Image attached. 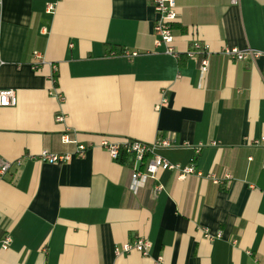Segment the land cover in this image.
Returning a JSON list of instances; mask_svg holds the SVG:
<instances>
[{"label": "crops", "instance_id": "0c3cea01", "mask_svg": "<svg viewBox=\"0 0 264 264\" xmlns=\"http://www.w3.org/2000/svg\"><path fill=\"white\" fill-rule=\"evenodd\" d=\"M176 5L178 58L155 45L151 0H3L0 89L18 101L0 108V163L13 164L0 179V239L12 237L0 264H264V55L222 54L264 51V0ZM194 40L212 53L204 76L187 56ZM104 138L170 140L154 154L202 176L161 170L133 187L134 160L113 159ZM43 151L73 157L45 163ZM139 238L148 256L116 255Z\"/></svg>", "mask_w": 264, "mask_h": 264}, {"label": "built area", "instance_id": "2783aa9c", "mask_svg": "<svg viewBox=\"0 0 264 264\" xmlns=\"http://www.w3.org/2000/svg\"><path fill=\"white\" fill-rule=\"evenodd\" d=\"M3 0H0V5ZM232 5L239 6L240 0H230ZM151 4L156 12L157 21L154 26V36L155 45L157 47L164 46L165 53L171 55L175 58L179 57V52L174 46V29L173 26L178 20L177 5L176 0H151ZM49 8L54 9V5H49ZM210 46L207 43L201 42L199 40H194L191 44L190 49L187 52V56L191 59L196 60L199 63V70L202 76L209 72L210 68V56H211ZM222 54L231 60L236 62L244 61H256L259 57L264 55V51L246 48H226L222 51ZM126 57H136L139 55L138 52L125 51L123 53ZM45 59L40 51L33 52V63L32 68L38 70L39 67L45 64ZM3 65V60L0 53V69ZM54 71H57V66L52 65ZM54 82H56L53 79ZM62 99V95H58ZM17 94L13 89H0V108L15 107L17 105ZM64 141L68 142L69 138L64 137ZM256 144L264 145V138L261 141H256ZM102 146L110 153L111 157L118 160L120 156L121 149H124L126 153L131 154L134 158V165L132 168V185L136 187L139 181H143L147 178L157 179V174L159 171H175L179 174L180 178H186L187 176L197 173L198 176H202L201 173L196 172L193 165L183 167L180 164H174L167 159L154 154V150L158 146L168 147L171 146L170 140H162L155 144H147L136 139L125 138L120 142H111L108 138H104ZM87 148L84 145L78 146L76 155L78 157H84ZM151 156V157H149ZM72 154H55L49 151H43L39 156L40 161L51 164H64L72 159ZM149 158V159H148ZM148 159V160H147ZM19 164V162H18ZM13 164L11 162L0 163V179L7 174L11 169ZM209 178L214 183H222L224 180L217 176L216 174H210ZM225 179H230L231 176L226 175ZM162 187L158 186L157 190H161ZM204 235L210 241H215L222 238V233H213L208 228H204ZM3 249H8L12 237L7 236L4 239H0ZM152 244L149 240L145 238H139L133 243H126L115 249L117 256H123L130 254L133 251L140 253L143 256H148ZM250 253V252H249ZM161 259L157 261L160 264Z\"/></svg>", "mask_w": 264, "mask_h": 264}, {"label": "trees", "instance_id": "16d2710c", "mask_svg": "<svg viewBox=\"0 0 264 264\" xmlns=\"http://www.w3.org/2000/svg\"><path fill=\"white\" fill-rule=\"evenodd\" d=\"M133 160L134 158L131 154H128L124 149H121L120 156L117 160L118 162L125 165H131V163H133Z\"/></svg>", "mask_w": 264, "mask_h": 264}]
</instances>
